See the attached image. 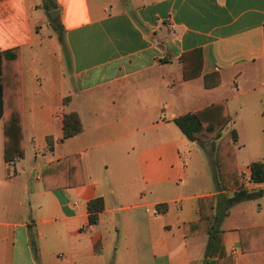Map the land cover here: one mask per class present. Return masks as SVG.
<instances>
[{
    "label": "crops",
    "instance_id": "obj_1",
    "mask_svg": "<svg viewBox=\"0 0 264 264\" xmlns=\"http://www.w3.org/2000/svg\"><path fill=\"white\" fill-rule=\"evenodd\" d=\"M13 48L24 157L5 164L0 120V264H205L208 235L192 233L203 197L215 198L234 264H264V195L222 217L236 192L216 187L211 145L173 123L225 103L243 189L264 190L249 182V165L264 164V0H0V52ZM193 51L200 74L184 81L180 59ZM214 74L220 84L205 88ZM69 113L82 129L62 140ZM76 156L82 184L44 190L53 171L66 183L61 164Z\"/></svg>",
    "mask_w": 264,
    "mask_h": 264
},
{
    "label": "trees",
    "instance_id": "obj_2",
    "mask_svg": "<svg viewBox=\"0 0 264 264\" xmlns=\"http://www.w3.org/2000/svg\"><path fill=\"white\" fill-rule=\"evenodd\" d=\"M54 29L61 46L63 33L61 26L55 25ZM200 51L182 55L181 69L182 80L189 81L200 74V61L192 65L186 58L192 55L199 56ZM214 79V80H213ZM213 81V82H212ZM220 84L217 74L204 77L205 88H212ZM66 102V100H65ZM0 120L3 132V160L11 164L24 157L23 130L21 122V93L19 73V50L17 48L0 52ZM230 115L225 103L211 104L203 109L183 115L173 121L181 134L189 142L198 146L211 145L213 162V179L217 188L235 191L234 196L227 200L222 217L236 203L256 200L264 195L263 191L248 192L243 189V175L237 170L234 147L237 142L235 130L229 129ZM80 120L75 113L65 114L62 117V140L69 139L81 131ZM65 167L66 183L60 185V172L53 171L51 176H43V189L56 190L72 188L82 184L81 163L79 157H71L62 164ZM76 170L80 174L76 182ZM249 182L255 185L264 183V164L254 162L249 165ZM200 219L196 225L202 228L193 231V234L208 235L205 256L209 261L205 264H234L233 259L226 255L223 246V232L215 225V198L203 197L199 201ZM102 199H94L87 204L88 221L90 225L97 224L98 216L103 211ZM221 217V218H222ZM29 245L33 255L37 254L36 234H32L29 227Z\"/></svg>",
    "mask_w": 264,
    "mask_h": 264
},
{
    "label": "rangeland",
    "instance_id": "obj_3",
    "mask_svg": "<svg viewBox=\"0 0 264 264\" xmlns=\"http://www.w3.org/2000/svg\"><path fill=\"white\" fill-rule=\"evenodd\" d=\"M50 26H47V24L43 25L42 27V31H43V35H45V33L48 31L50 34L53 33V30L52 29H49ZM9 173L12 175V169L10 168L9 170ZM13 176H11L12 178ZM6 185V184H5ZM16 248H17V254L20 252L21 250V240H20V237H19V234H18V240H17V243H16Z\"/></svg>",
    "mask_w": 264,
    "mask_h": 264
},
{
    "label": "water",
    "instance_id": "obj_4",
    "mask_svg": "<svg viewBox=\"0 0 264 264\" xmlns=\"http://www.w3.org/2000/svg\"><path fill=\"white\" fill-rule=\"evenodd\" d=\"M53 15H57V11H53V12L51 13L50 17L53 18V17H52Z\"/></svg>",
    "mask_w": 264,
    "mask_h": 264
},
{
    "label": "built area",
    "instance_id": "obj_5",
    "mask_svg": "<svg viewBox=\"0 0 264 264\" xmlns=\"http://www.w3.org/2000/svg\"><path fill=\"white\" fill-rule=\"evenodd\" d=\"M9 165H10V164H9ZM154 214H155V215H158V214H159L158 209L154 211Z\"/></svg>",
    "mask_w": 264,
    "mask_h": 264
}]
</instances>
